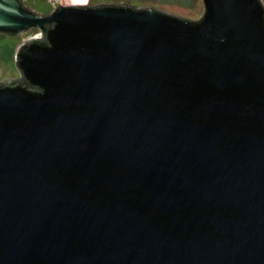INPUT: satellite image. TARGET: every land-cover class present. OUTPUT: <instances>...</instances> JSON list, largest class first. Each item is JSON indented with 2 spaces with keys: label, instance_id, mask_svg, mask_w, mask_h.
Listing matches in <instances>:
<instances>
[{
  "label": "water",
  "instance_id": "1",
  "mask_svg": "<svg viewBox=\"0 0 264 264\" xmlns=\"http://www.w3.org/2000/svg\"><path fill=\"white\" fill-rule=\"evenodd\" d=\"M200 20L0 0V264H264V8Z\"/></svg>",
  "mask_w": 264,
  "mask_h": 264
},
{
  "label": "rangeland",
  "instance_id": "2",
  "mask_svg": "<svg viewBox=\"0 0 264 264\" xmlns=\"http://www.w3.org/2000/svg\"><path fill=\"white\" fill-rule=\"evenodd\" d=\"M23 0V5L29 11L39 15H49L59 6L70 5H99V4H124L136 8L153 7L158 10L170 13L172 15L183 17L189 20H200L205 12L203 0ZM264 8V0H259ZM33 38H42L39 29L31 28L21 32L16 36L10 37L4 35L0 38V82L15 80L20 78V72L17 70L14 62L15 48Z\"/></svg>",
  "mask_w": 264,
  "mask_h": 264
},
{
  "label": "trees",
  "instance_id": "3",
  "mask_svg": "<svg viewBox=\"0 0 264 264\" xmlns=\"http://www.w3.org/2000/svg\"><path fill=\"white\" fill-rule=\"evenodd\" d=\"M93 2L94 1H107V0H92ZM179 3L183 4V1L182 0H178ZM4 34H0V38H3Z\"/></svg>",
  "mask_w": 264,
  "mask_h": 264
},
{
  "label": "flooded vegetation",
  "instance_id": "4",
  "mask_svg": "<svg viewBox=\"0 0 264 264\" xmlns=\"http://www.w3.org/2000/svg\"><path fill=\"white\" fill-rule=\"evenodd\" d=\"M105 4H106V3H105ZM85 5H89V6H90L91 4H90V3H89V4L87 3V4H85Z\"/></svg>",
  "mask_w": 264,
  "mask_h": 264
},
{
  "label": "bare ground",
  "instance_id": "5",
  "mask_svg": "<svg viewBox=\"0 0 264 264\" xmlns=\"http://www.w3.org/2000/svg\"><path fill=\"white\" fill-rule=\"evenodd\" d=\"M87 6V5H86Z\"/></svg>",
  "mask_w": 264,
  "mask_h": 264
}]
</instances>
